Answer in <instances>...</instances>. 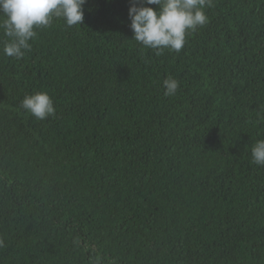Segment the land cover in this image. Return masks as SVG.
<instances>
[{
    "label": "trees",
    "instance_id": "trees-1",
    "mask_svg": "<svg viewBox=\"0 0 264 264\" xmlns=\"http://www.w3.org/2000/svg\"><path fill=\"white\" fill-rule=\"evenodd\" d=\"M83 7L19 60L0 30V264H264V0H211L158 56L129 0Z\"/></svg>",
    "mask_w": 264,
    "mask_h": 264
},
{
    "label": "clouds",
    "instance_id": "clouds-1",
    "mask_svg": "<svg viewBox=\"0 0 264 264\" xmlns=\"http://www.w3.org/2000/svg\"><path fill=\"white\" fill-rule=\"evenodd\" d=\"M87 0H0V30L6 38L2 52L6 57L22 59L31 51L30 41L37 29L48 28L54 19H62L71 28L82 25ZM155 5L156 8L150 7ZM211 0H129L128 20L132 39L143 48L161 55L165 50L179 53L186 34L204 26V12ZM164 95L176 94L179 82L168 77L163 81ZM20 107L38 120L55 115L53 101L46 92L27 95ZM251 161L264 166V139L251 147ZM4 246L0 240V247Z\"/></svg>",
    "mask_w": 264,
    "mask_h": 264
}]
</instances>
